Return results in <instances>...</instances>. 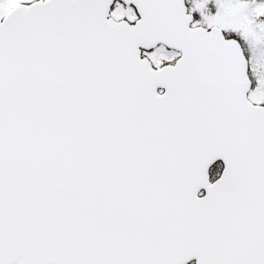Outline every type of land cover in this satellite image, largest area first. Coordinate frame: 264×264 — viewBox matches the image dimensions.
Returning a JSON list of instances; mask_svg holds the SVG:
<instances>
[{"label": "snow or ice", "instance_id": "obj_1", "mask_svg": "<svg viewBox=\"0 0 264 264\" xmlns=\"http://www.w3.org/2000/svg\"><path fill=\"white\" fill-rule=\"evenodd\" d=\"M0 264H264V0H0Z\"/></svg>", "mask_w": 264, "mask_h": 264}]
</instances>
